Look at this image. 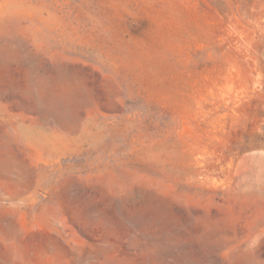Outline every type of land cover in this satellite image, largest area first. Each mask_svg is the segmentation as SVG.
Masks as SVG:
<instances>
[{"label":"rangeland","instance_id":"obj_1","mask_svg":"<svg viewBox=\"0 0 264 264\" xmlns=\"http://www.w3.org/2000/svg\"><path fill=\"white\" fill-rule=\"evenodd\" d=\"M0 264H264V0H0Z\"/></svg>","mask_w":264,"mask_h":264}]
</instances>
